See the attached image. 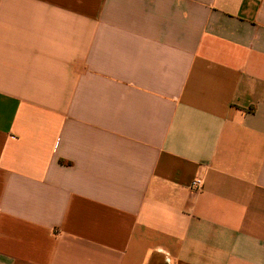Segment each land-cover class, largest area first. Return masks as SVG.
I'll use <instances>...</instances> for the list:
<instances>
[{"label": "crops", "instance_id": "1", "mask_svg": "<svg viewBox=\"0 0 264 264\" xmlns=\"http://www.w3.org/2000/svg\"><path fill=\"white\" fill-rule=\"evenodd\" d=\"M0 264H264V0H0Z\"/></svg>", "mask_w": 264, "mask_h": 264}, {"label": "built area", "instance_id": "2", "mask_svg": "<svg viewBox=\"0 0 264 264\" xmlns=\"http://www.w3.org/2000/svg\"><path fill=\"white\" fill-rule=\"evenodd\" d=\"M202 186H203V181L200 180V179H197L196 181H194L192 183V186L191 187H192V189L199 190V189L202 188Z\"/></svg>", "mask_w": 264, "mask_h": 264}]
</instances>
